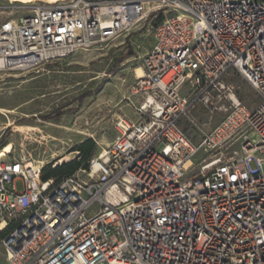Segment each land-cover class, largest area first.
I'll use <instances>...</instances> for the list:
<instances>
[{
  "label": "built area",
  "instance_id": "obj_1",
  "mask_svg": "<svg viewBox=\"0 0 264 264\" xmlns=\"http://www.w3.org/2000/svg\"><path fill=\"white\" fill-rule=\"evenodd\" d=\"M148 3L38 2L0 20V69L13 71L101 49L147 18L152 36L125 97L136 119L117 117L81 175L0 162L8 264H264V0ZM199 103L224 117L193 142L180 120Z\"/></svg>",
  "mask_w": 264,
  "mask_h": 264
},
{
  "label": "rangeland",
  "instance_id": "obj_2",
  "mask_svg": "<svg viewBox=\"0 0 264 264\" xmlns=\"http://www.w3.org/2000/svg\"><path fill=\"white\" fill-rule=\"evenodd\" d=\"M43 1L56 0H0V20L23 16L31 4ZM148 1L149 7L153 0ZM149 23V18L139 22L101 49L80 50L37 69H0V162L17 160L47 170L71 160L87 164L97 156L117 134L118 116L137 117L125 97L133 81L132 69L141 64L151 45ZM226 81L245 103L258 102L239 75L230 73ZM223 117L224 113H211L199 103L180 126L198 142ZM89 141V153L80 154L78 146ZM80 168L73 174L81 175ZM13 183L17 190L23 188L20 178ZM0 264H8L1 242Z\"/></svg>",
  "mask_w": 264,
  "mask_h": 264
},
{
  "label": "trees",
  "instance_id": "obj_3",
  "mask_svg": "<svg viewBox=\"0 0 264 264\" xmlns=\"http://www.w3.org/2000/svg\"><path fill=\"white\" fill-rule=\"evenodd\" d=\"M91 145H92L91 141L84 142L78 146L77 150H79L80 154L81 153L88 154L89 151L91 150ZM80 166H81V168L82 167L87 168L88 163L87 164L82 163L80 160H78V161L71 160V161H68V162L61 164L59 166H57V164L54 167L48 166L47 170H44L45 168L42 167L41 179L44 181L48 180V179L58 180L63 175L72 174L73 171L78 169ZM1 234L3 237L4 233L1 232Z\"/></svg>",
  "mask_w": 264,
  "mask_h": 264
},
{
  "label": "bare ground",
  "instance_id": "obj_4",
  "mask_svg": "<svg viewBox=\"0 0 264 264\" xmlns=\"http://www.w3.org/2000/svg\"><path fill=\"white\" fill-rule=\"evenodd\" d=\"M57 1V0H56ZM43 2H45V1H43ZM53 2H55V1H53ZM53 2H48V3H53ZM137 73H140V70L138 69L137 70ZM62 160H59V161H57V163H60ZM28 164V167H34L31 163H27ZM35 167H38V166H35ZM3 225L1 224L0 225V227H2Z\"/></svg>",
  "mask_w": 264,
  "mask_h": 264
}]
</instances>
